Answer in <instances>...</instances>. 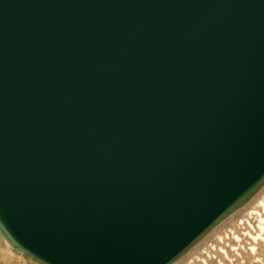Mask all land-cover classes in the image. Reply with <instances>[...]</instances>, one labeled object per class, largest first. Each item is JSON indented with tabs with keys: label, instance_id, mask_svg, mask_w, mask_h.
Instances as JSON below:
<instances>
[{
	"label": "water",
	"instance_id": "obj_1",
	"mask_svg": "<svg viewBox=\"0 0 264 264\" xmlns=\"http://www.w3.org/2000/svg\"><path fill=\"white\" fill-rule=\"evenodd\" d=\"M264 190V0H0V264H176Z\"/></svg>",
	"mask_w": 264,
	"mask_h": 264
},
{
	"label": "bare ground",
	"instance_id": "obj_2",
	"mask_svg": "<svg viewBox=\"0 0 264 264\" xmlns=\"http://www.w3.org/2000/svg\"><path fill=\"white\" fill-rule=\"evenodd\" d=\"M176 264H264V190Z\"/></svg>",
	"mask_w": 264,
	"mask_h": 264
}]
</instances>
